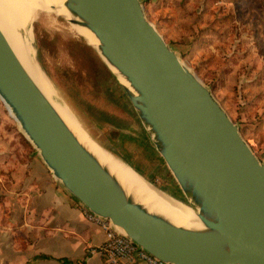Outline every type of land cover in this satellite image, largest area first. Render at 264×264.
<instances>
[{
    "label": "water",
    "instance_id": "water-1",
    "mask_svg": "<svg viewBox=\"0 0 264 264\" xmlns=\"http://www.w3.org/2000/svg\"><path fill=\"white\" fill-rule=\"evenodd\" d=\"M64 5L68 21L95 36L91 46L129 84L118 80L201 227L177 225L135 201L78 140L0 30V100L52 176L166 264H264V163L237 125L147 20L140 0Z\"/></svg>",
    "mask_w": 264,
    "mask_h": 264
},
{
    "label": "rangeland",
    "instance_id": "rangeland-1",
    "mask_svg": "<svg viewBox=\"0 0 264 264\" xmlns=\"http://www.w3.org/2000/svg\"><path fill=\"white\" fill-rule=\"evenodd\" d=\"M140 1L147 20L264 163V0ZM59 13L54 21L17 27L34 36L33 69L97 143L186 204L116 75L81 32H72L69 11ZM41 161L0 100V238L12 243L0 249V264H30L31 255H41V207L29 198L26 178L38 175Z\"/></svg>",
    "mask_w": 264,
    "mask_h": 264
},
{
    "label": "bare ground",
    "instance_id": "bare-ground-1",
    "mask_svg": "<svg viewBox=\"0 0 264 264\" xmlns=\"http://www.w3.org/2000/svg\"><path fill=\"white\" fill-rule=\"evenodd\" d=\"M64 3L65 0H0V30L25 70L78 140L118 179L135 201L141 203L150 211L163 215L177 225L191 228L201 227L195 212L187 203L185 204L183 201L156 189L125 160L97 143L88 134L87 129L85 130L82 127L69 106L61 100L60 93L58 95L52 83L39 76L33 69L35 62L34 36L31 38L26 37L24 32L18 30L17 27L30 26L36 18H43L48 22L54 21L56 17H60L59 9H67ZM67 17L72 18L71 14L66 16V19ZM71 25L70 29L73 33L78 34V32H81L83 38L90 45L97 47V39L87 28L77 24ZM101 59L117 75L118 80L129 87L127 81L119 75L116 69L103 57Z\"/></svg>",
    "mask_w": 264,
    "mask_h": 264
},
{
    "label": "crops",
    "instance_id": "crops-1",
    "mask_svg": "<svg viewBox=\"0 0 264 264\" xmlns=\"http://www.w3.org/2000/svg\"><path fill=\"white\" fill-rule=\"evenodd\" d=\"M39 169L37 176L26 178L27 194L33 195L29 198L41 207V255L60 258L55 260L49 255L50 259H34L37 255L33 254L30 264H106L98 251L105 238L103 230L86 220L82 204L52 176L42 161ZM11 245V241L0 238V249Z\"/></svg>",
    "mask_w": 264,
    "mask_h": 264
},
{
    "label": "built area",
    "instance_id": "built-area-1",
    "mask_svg": "<svg viewBox=\"0 0 264 264\" xmlns=\"http://www.w3.org/2000/svg\"><path fill=\"white\" fill-rule=\"evenodd\" d=\"M83 213L87 221L104 232L105 238L98 251L104 256L106 264H166L135 244L124 232L115 228L110 220L84 207Z\"/></svg>",
    "mask_w": 264,
    "mask_h": 264
},
{
    "label": "trees",
    "instance_id": "trees-1",
    "mask_svg": "<svg viewBox=\"0 0 264 264\" xmlns=\"http://www.w3.org/2000/svg\"><path fill=\"white\" fill-rule=\"evenodd\" d=\"M132 168H133V167H132ZM133 169H134V168H133ZM134 170H135V169H134ZM138 173H139V172H138ZM50 258H51V257H50L49 255H45V254H44V255H43V254H42V255H37V256L34 257V259H50ZM62 261H63V263H66L65 260L62 259Z\"/></svg>",
    "mask_w": 264,
    "mask_h": 264
}]
</instances>
